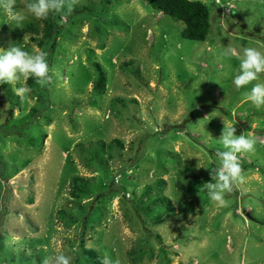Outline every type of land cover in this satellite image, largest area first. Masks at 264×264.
Masks as SVG:
<instances>
[{"label": "rangeland", "instance_id": "obj_1", "mask_svg": "<svg viewBox=\"0 0 264 264\" xmlns=\"http://www.w3.org/2000/svg\"><path fill=\"white\" fill-rule=\"evenodd\" d=\"M200 1V41L148 0H65L43 19L16 0L22 27L0 9V48L44 51L51 77L0 85V264H99L89 249L100 264H264V106L233 83L243 49L264 52V0ZM224 124L256 144L220 205L204 184Z\"/></svg>", "mask_w": 264, "mask_h": 264}, {"label": "clouds", "instance_id": "obj_2", "mask_svg": "<svg viewBox=\"0 0 264 264\" xmlns=\"http://www.w3.org/2000/svg\"><path fill=\"white\" fill-rule=\"evenodd\" d=\"M15 4L16 0H0V9L7 15L8 23L22 27L25 15L15 10ZM26 7L35 18L43 19L64 9L65 0H30ZM221 55L232 57L236 53L229 47L224 49ZM239 61L238 73L233 77V83L237 89L252 84L247 92V99L260 108L264 106V83L252 82L258 79V74L264 72V52L254 47L244 48ZM49 72L50 66L44 51L29 52L14 44L6 49L0 48V85L6 82L16 85L21 78L27 80L29 77L35 78L40 84H46L51 78ZM13 91L23 102L31 89L21 84L19 87H13ZM219 142L223 148L217 151L220 170L213 175L215 182L204 184V188L211 201L226 205L225 193L231 192L233 185L243 180L238 154L253 151L256 141L251 135L236 134L233 125L224 124ZM43 264H49V258H46ZM54 264H70V258L59 253L54 258ZM103 264H119V260L105 259Z\"/></svg>", "mask_w": 264, "mask_h": 264}, {"label": "trees", "instance_id": "obj_3", "mask_svg": "<svg viewBox=\"0 0 264 264\" xmlns=\"http://www.w3.org/2000/svg\"><path fill=\"white\" fill-rule=\"evenodd\" d=\"M149 4L154 8L160 9L163 13L172 16L184 23L181 35L191 40H204L209 29V9L208 6L200 0H148ZM95 70L97 72L96 80L93 87L96 89H104L106 84V74L99 63L95 62ZM113 142H119L114 139ZM88 182L84 177L74 175L71 178V192L75 195L77 190H83ZM167 199V198H166ZM87 253L95 260L97 254L94 250H86Z\"/></svg>", "mask_w": 264, "mask_h": 264}]
</instances>
